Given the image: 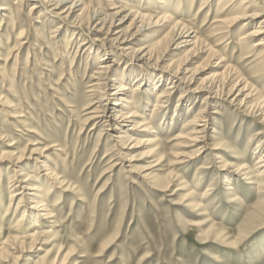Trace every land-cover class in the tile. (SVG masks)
Instances as JSON below:
<instances>
[{
    "label": "rangeland",
    "instance_id": "374dc122",
    "mask_svg": "<svg viewBox=\"0 0 264 264\" xmlns=\"http://www.w3.org/2000/svg\"><path fill=\"white\" fill-rule=\"evenodd\" d=\"M263 21L264 0H0V264H264V33L240 41ZM229 77L248 89L209 93Z\"/></svg>",
    "mask_w": 264,
    "mask_h": 264
},
{
    "label": "bare ground",
    "instance_id": "6f19581e",
    "mask_svg": "<svg viewBox=\"0 0 264 264\" xmlns=\"http://www.w3.org/2000/svg\"><path fill=\"white\" fill-rule=\"evenodd\" d=\"M61 2V1H60ZM60 2H58V3H60ZM58 3H56V4H58ZM64 3V2H63ZM243 5V4H242ZM93 14V13H92ZM96 14V13H95ZM92 16V15H91ZM98 15L96 14L94 17L96 18L95 20H97V17ZM120 15H119V13L116 11V12H114L113 14H112V16H107L108 17V20L107 21H109L110 22V26L111 25H114V20L115 21H117V30H119V31H117L115 34L117 35V37L118 36H120L119 34L121 33V30H120V28H121V26L125 23V16L122 18H117V17H119ZM244 16V15H243ZM258 16H259V14L258 13H253L252 15H250V16H244V18H241V19H247V22H252V20H256L257 18H258ZM103 17V16H102ZM92 18V17H91ZM138 18V17H137ZM102 19V18H101ZM103 19H105V18H103ZM170 17L166 14V13H163V15L161 16V17H159V18H156V19H152V18H147V20H149V22L147 21V23H146V17H142L141 19L139 18V27H138V33H140V34H143V33H145V31H147L148 29H150V28H152V27H156L160 22H162V21H164V22H166V23H169V21H170ZM241 19H239V18H234L233 20H232V22L230 23L231 25L232 24H234L236 21H241ZM92 20V19H91ZM90 21V20H89ZM93 21V20H92ZM102 21V20H101ZM106 21V20H105ZM152 21V22H151ZM99 23H101V22H99ZM261 23H263L264 24V21L263 22H261ZM105 24V23H104ZM173 29H172V31L174 32L175 30L177 31V30H179V31H177L176 32V35L179 37H181V38H183V41L181 42V43H185V44H188L187 42V40L189 39V37H190V35H186V36H184V33H183V31H184V28H183V25H181V24H179L178 22H176V23H174V26L172 27ZM257 28H259V27H257ZM187 32V31H186ZM183 33V34H182ZM264 32L263 31H261V29H258V30H255V31H253V32H251V33H249L247 36H245V37H242L241 39H240V41L242 40H245V39H249V38H251V37H254V36H256V35H260V34H263ZM21 35H22V33H21ZM184 36V37H183ZM126 37V36H125ZM188 38V39H187ZM124 40V39H123ZM125 40H126V38H125ZM197 40V39H196ZM263 41V40H262ZM258 42V43H255L254 44V47H264V43L263 42ZM127 42V41H126ZM84 44V43H83ZM125 46V45H124ZM138 53H140V52H137V54ZM145 55H146V53L142 56V57H139L138 58V56H136V59H138L139 61H143L145 58ZM147 55H148V53H147ZM109 68H110V66L109 65H103V66H101L100 68H99V70H100V73L98 74V76H99V79L100 80H105L106 78H107V73H108V70H109ZM176 73H180V74H182L183 73V71H177ZM231 75V74H230ZM232 79V77H229V79L227 80V81H225V79H224V81L223 82H221V81H219L218 83H213L212 85L210 84L209 85V88L212 86V88L210 89V92L209 93H214L215 95H218L219 93H224L225 92V90H226V93L228 94V95H230V94H232L234 91H236L237 92V95L238 94H242L244 91H246L248 88H247V85H244L242 88H240V89H238V84L241 82V81H238V82H236L233 86H232V81H230ZM204 83V82H203ZM240 85V84H239ZM121 89L122 88H119L118 89V91H121ZM247 95H249V93L248 94H246V96ZM167 96V94L166 95H162L161 96V98H164V97H166ZM226 97H227V95H226ZM238 99V98H237ZM260 100V99H259ZM158 106V105H157ZM259 107V109H261V108H263L264 107V99L260 102V104L258 105ZM156 107V106H155ZM101 109V108H100ZM158 108H154L153 109V113H154V111H156ZM101 111V110H100ZM96 113V112H95ZM99 113V112H98ZM102 113H104V110H102ZM102 116H103V114H101ZM101 115H99V117L101 116ZM133 115H131V116H126V115H121V113L119 112V113H116L114 116L113 115H111V116H108V117H106V120L104 121L105 122V124L108 126V127H110L111 129H118V128H120V129H123V126H124V123L123 122H131L132 124H131V128H128L129 129V131H135V130H137V128H138V126H137V124L136 123H134V121H132V120H130L131 119V117H132ZM98 117V118H99ZM142 126V125H141ZM125 127V126H124ZM127 129V128H126ZM155 132V131H154ZM153 132V133H154ZM201 132H203V131H201ZM201 132H198V133H201ZM125 133H127V132H125ZM197 140V137L196 136H192L191 137V141H196ZM150 143H152V141L151 140H146V141H140V142H138V145L139 146H146V145H149ZM261 162H263V161H261ZM157 165V164H156ZM263 165V164H262ZM264 166V165H263ZM153 167V166H152ZM243 170H245V169H243ZM237 171H242V167H240V168H238L235 172H237ZM252 182H250V181H248L247 182V184H251ZM30 191H35L36 190V188H35V186L34 185H32V187L29 189ZM211 190V189H210ZM30 195H32V194H30ZM21 200H22V197H21ZM44 204H40V206L38 205V207H42ZM36 206H37V203H36ZM32 208V207H31ZM34 208V207H33ZM32 208V209H33ZM38 209V208H37ZM44 210H46L47 211V208H45L44 207ZM45 216V215H44ZM23 217V216H22ZM45 217H50V212L48 211L47 213H46V216ZM46 219V218H45Z\"/></svg>",
    "mask_w": 264,
    "mask_h": 264
}]
</instances>
